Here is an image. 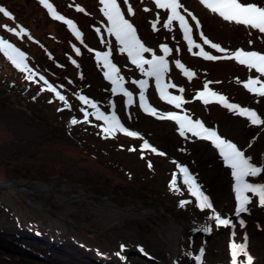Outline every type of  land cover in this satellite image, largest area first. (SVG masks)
Wrapping results in <instances>:
<instances>
[{"label":"rangeland","instance_id":"374dc122","mask_svg":"<svg viewBox=\"0 0 264 264\" xmlns=\"http://www.w3.org/2000/svg\"><path fill=\"white\" fill-rule=\"evenodd\" d=\"M244 2L264 5V0ZM48 3L58 14L73 21L82 33L83 43L75 38L65 23L53 19L39 0H0V7L12 15V18H8L0 13V38L24 51L27 63L36 73V82H29L25 74L0 54V122L12 134L7 137L10 141L0 147V170L4 178H36L53 181L55 187L63 182L70 183L75 187L71 190L66 188L64 194L76 195V187H80L84 192L93 193L86 199L94 203L91 204L93 208L87 211L84 208L87 203L82 197H76L70 203L60 201L53 192L38 190V184L34 185L35 191H29L28 198H23L12 187L0 186V231L16 237L15 242L8 236L7 240H0V264H86L85 258L92 257L99 258L94 261L95 264H197L195 257L200 255L201 249L203 264H232L230 245L234 236H249L247 231L251 228L255 227L257 232H261L264 227L258 220L263 219L264 213L258 197L252 198L247 212L235 215L236 200L230 170L208 144L197 142L194 138L184 139L179 136L173 122L158 120L140 110L139 89L131 81L144 77L131 65L126 54H120L115 47L112 61L125 78V87L133 92L134 103L125 109L126 98L122 94L111 93V84L103 77L102 68L97 66L95 58L96 51L108 50L101 43L102 37L114 43V37H108L105 30L106 19L99 11L101 6L98 0H48ZM118 3L146 46L157 50L158 54H162L159 52L161 44H167L173 50L169 57V78L185 89L183 97L191 101L183 108L208 127L218 129L231 139L246 156L252 157L253 162L264 165V125L253 126L246 118L233 114L221 105L214 103L205 106L195 99L204 81H212L214 83L210 87L225 95L229 102L254 109L264 118V97H256L243 87L242 82L250 75L248 70L233 60L207 61L188 53L178 26L171 33L163 29L162 22L166 18L164 10L155 9L152 0H128L133 9L132 15L127 14L128 4L124 0H118ZM145 7L150 11L145 12ZM77 8L84 11H77ZM157 12L162 14L161 23L157 25L159 30L153 31L150 21L155 19ZM200 21V31L213 42L223 44L226 49L249 47V38L238 31L231 30L225 37H218L207 16H202ZM21 27L25 32L21 36L15 35ZM96 28L101 29L100 34H97ZM8 29L14 31L9 32ZM256 36L260 38V43L255 45L253 41L252 44L264 53V40L259 34ZM76 48L80 49L79 54ZM176 48L180 49L179 53H176ZM204 48L211 54L219 55L208 46ZM174 59H180L196 73L192 81L175 68L172 63ZM40 75L66 97L70 109L57 100L54 93L40 91L42 87H47L39 81ZM237 79L241 83H237ZM217 81L219 83H215ZM171 90L181 94L178 89ZM79 95H86L106 113L111 111L110 102L114 103L125 127L138 132L143 139L127 137L123 133L105 139L101 127H97L103 122L96 121L93 116H89L90 122L72 125L70 120L73 117L78 121L83 120L81 108L93 111L78 99ZM146 98L159 111H180L159 99L154 81L149 83ZM50 100L53 102L49 103ZM4 136H0V139L5 140ZM47 139L58 142L69 153L77 148L95 158L103 169L91 168L95 160L85 162V166L79 165L81 162H73L84 159L78 158L76 152L70 163L62 164L57 162V151H42L24 144V141L39 143ZM143 140L166 153V156L144 150V158L141 159L140 145ZM129 148L136 150L129 151ZM173 160L190 167L215 209L221 215L225 214L233 226L216 227L208 219L210 211H201L195 206L194 198L183 186L179 175L177 185L182 194L169 190L173 174L178 173ZM149 161L153 165L151 169L148 167ZM250 180L264 183V174ZM60 189L57 187L53 191L58 193ZM103 195L111 196L103 198ZM126 196H130L134 202ZM181 200L192 203L180 207ZM137 202L148 207L157 206V209L139 208V215L124 217V213L109 206L113 203L127 207ZM99 204L106 206L97 208ZM159 205L164 211L172 212L174 219H178L182 226L176 253L169 235L173 220ZM64 206L68 207L64 210ZM206 226H211V232L200 230ZM28 243L44 254L40 253V258L33 256L36 249L25 250L23 247ZM74 256L83 259L74 263L71 261Z\"/></svg>","mask_w":264,"mask_h":264},{"label":"snow or ice","instance_id":"6c2138e0","mask_svg":"<svg viewBox=\"0 0 264 264\" xmlns=\"http://www.w3.org/2000/svg\"><path fill=\"white\" fill-rule=\"evenodd\" d=\"M152 2L155 9L164 10L163 14L166 18L162 22L163 29L171 33L174 27L178 26L177 30L182 34L183 41L186 42L188 53L207 61L233 60L239 65L244 66L250 75L246 81L242 82L243 87L256 97H264V79H262L264 77V53L258 50H229L222 47L219 43L213 42L200 31L201 21L181 0H152ZM39 3L47 9L53 19L65 23L72 30L75 38L83 43L81 39L82 33L77 29L72 20L65 19L64 16L58 14L53 5L48 3V0H39ZM98 3L101 6L99 11L103 18L106 19L105 30L108 37H114V43L111 39L105 40L102 37L101 43H104L108 50L95 52L97 66L102 68L103 77L111 84V93L113 95L122 94L126 98L124 101L125 109L134 103L133 92L125 87V78L121 75L118 66L112 61L113 47H115L120 54H126L131 65H134L141 76L144 77L143 79L131 81L139 89L140 110L158 120L173 122L177 126L180 137L184 139L195 137L198 140L208 142L216 150L223 165L230 170V175L233 179L232 187L236 200L235 215L239 216L241 213L247 212L248 205L252 202L253 197H258L259 204L264 207V183L252 182L250 180V178H256L264 174V165L253 162L252 157L246 156L244 151L236 143L222 137L215 128L206 126L202 120L193 119L191 114L183 108L184 104L191 103V101L184 99L183 93L185 89L178 87L169 78L171 70L169 57L173 50L167 44H161L159 45V52L162 54H158L157 50L146 46L138 36L137 29L125 18V12L122 11L121 4L118 3V0H98ZM124 3L128 4V0H124ZM198 3L208 13L227 24L242 26L249 34L253 30L258 34H264V5L255 2H244V0H198ZM143 10L145 12L150 11L147 7ZM77 11L83 12L84 9L77 8ZM0 13H3L5 17L12 18L11 13L4 7H0ZM127 14H133V9L130 4L127 7ZM161 18L162 14L157 12L155 19L150 21L153 31L159 30L157 25L161 23ZM189 18L195 22L194 25L190 23ZM194 29L199 32V39L202 41V44L194 39ZM8 31L13 32L14 30L8 29ZM95 31L97 34H100L101 29L96 28ZM24 32L25 30L21 27L19 32H15V35L21 36ZM252 43L253 41L249 40V44L251 45ZM204 46L215 50L219 55L211 54L205 50ZM194 49H198V51H194ZM75 51L77 54L80 53L79 48H76ZM89 51L92 50L89 49ZM175 51L179 53L180 49L176 48ZM0 54H3L15 69L25 74L26 80L36 82L34 79L36 73L27 63L28 58L26 53L19 47H16L6 39L0 38ZM72 63L75 64L76 62L72 61ZM172 63H174L175 68L189 81H192L196 76V73L186 67L180 59H174ZM39 81H42L47 86L46 88L42 87L40 89L41 92L47 91L54 93L55 98L63 102L65 107H69L70 109L66 97L57 91L56 87L50 84L43 75L39 76ZM150 81H154L155 91L158 93L159 99L180 111H159L155 107H152L146 98ZM212 83L214 82L204 81L202 90L196 93L195 99L201 101L205 106L213 103L221 105L233 114L246 118L253 126L264 125V118L256 110L229 102V99L225 95L210 87ZM215 83L219 82L217 81ZM237 83H241L239 79H237ZM170 89H178L181 94H173L169 91ZM78 99L88 105L93 111L88 112L84 108H81L80 111L83 112V120L78 121L73 117L70 120L72 125L90 122L89 116H93L96 121L103 122L102 125H97V127H101L103 138L105 139L115 138L116 133H123L127 137L143 139L138 132L125 127L121 122V118L117 115L114 103L110 102L109 107L111 111L106 113L98 107L96 102L89 99L86 95H79ZM52 102V100L49 101V103ZM57 110L62 111L63 109ZM128 150L135 151L136 149L129 148ZM140 150L141 159L144 158V150H149L158 156H166V153L159 151L147 140H143V143L140 145ZM172 163L177 167L178 173L173 174V178L168 185L169 190L182 194L177 185V175H179L182 178L183 186L186 187L187 192L194 198L195 206L201 211H210L211 215L208 219L214 221L216 227L233 226L230 219L224 218L215 209L209 195L203 191V186L198 182L197 176L186 165H182L175 160ZM148 167L149 169L153 167L151 161L148 162ZM190 203H192L190 200H181L180 207H185ZM240 223L243 226V220ZM200 230L211 232L212 228L211 226H206ZM230 247L232 264H238V256L240 254L247 255L245 251L246 246L233 242ZM121 248L123 250V245ZM202 257L203 249L200 250V255L195 257L197 264H203ZM121 258L123 259V257ZM247 264H252L251 256H248Z\"/></svg>","mask_w":264,"mask_h":264},{"label":"bare ground","instance_id":"6f19581e","mask_svg":"<svg viewBox=\"0 0 264 264\" xmlns=\"http://www.w3.org/2000/svg\"><path fill=\"white\" fill-rule=\"evenodd\" d=\"M182 3L190 10L192 11L199 20H201L202 16H207L208 19L210 20L213 28H214V34L218 37H225L227 32H231V30H236L238 31L243 37L245 38H249V40H252L255 42V45H257V43H260V38H258L256 36L255 30L252 31L251 34H249V32L247 30H245L242 26H235V25H231V24H227L223 21H221L219 18L211 15L210 13L207 12V10L203 9V7L201 5H199L198 0H181ZM182 11V10H181ZM190 20V18H189ZM190 23L192 25L195 24L194 21L190 20ZM264 40V34H259ZM194 39H196L199 43L202 44L201 40L199 39V33L198 31H196L194 29ZM248 40V41H249ZM219 41V40H218ZM222 47L223 44H220ZM249 47H245L242 46L241 48H237L235 47L232 50H236V49H245V50H258L257 48L254 47L253 44H248ZM226 48V47H225ZM231 50V48H229ZM259 51V50H258ZM214 104V103H213ZM219 106V105H218ZM194 139H196L195 137H193ZM198 142H202V143H206L205 141H201L196 139ZM44 186V185H43ZM46 188V186H44ZM58 188H65L66 185L61 184L57 186ZM83 199H85L84 197H82ZM91 208H93V205H90ZM65 207L68 206H64V210ZM98 208V206H96ZM137 211V210H135ZM140 212V211H137ZM224 218H227L226 215H222ZM178 220V219H177ZM177 220H173L172 223L170 224V230H169V235L170 238L172 240L173 245L175 244V240H179V231L176 233V229L179 230L181 224L180 222H178ZM259 223L261 225L264 226V213H263V219L258 218ZM182 229V227H181ZM249 233V236L246 235H241V236H234L233 238V242L237 243V244H243L245 245V251L247 252V255L244 254H240L238 256V264H247V258L248 256H251L252 258V264H264V227L262 228L261 232H257L256 228L253 227L250 230L247 231ZM255 244H258V246H256ZM175 247V245H174ZM179 249V248H178Z\"/></svg>","mask_w":264,"mask_h":264},{"label":"water","instance_id":"95a60500","mask_svg":"<svg viewBox=\"0 0 264 264\" xmlns=\"http://www.w3.org/2000/svg\"><path fill=\"white\" fill-rule=\"evenodd\" d=\"M35 184H38L39 187H36L38 188V190H49L50 192H53L57 198L60 200V201H67L68 203H70L71 201H73L74 199H76V197H84L85 199H83L87 205L86 207H84L87 211L92 209L91 208V204L94 203L93 200H87L86 197L88 195H93L92 192H84L82 191V189L80 187H76L78 189V194H64L63 191L68 188V190H71L72 187H75L74 185L70 184V183H66V182H63L62 184L66 185V187L64 188H61L60 191L61 192H54L53 190L56 189L57 187L54 186V183L53 181H43V180H40V179H34V178H3V179H0V186H5V187H12L14 189H16L19 194L23 197V198H28L27 195L29 194V191L32 190H36L35 188ZM46 186V188L44 186ZM34 188V189H33ZM111 195H103V198L104 197H110ZM127 198L131 201V202H134V200L130 197V196H127ZM105 207L106 205L105 204H99L98 207ZM109 206L113 207L114 209H116V211H121L122 213H124V217H127V216H132V215H136V214H140V212H137L135 210L137 209H146V210H149V209H157V206L156 207H148V206H144L143 204L137 202L135 203L133 206H127V207H119V206H116L115 204L113 203H110ZM160 209L170 217V219L174 220V216L172 214V212H169V211H164V209L162 208V205H159ZM53 213H56L55 211H53ZM71 221V220H70ZM72 223H75L74 221H72ZM76 224V223H75ZM181 227L179 228V230L176 229V233L179 231V238H180V230H181ZM180 240V239H179ZM179 240H175V253L179 250ZM171 263V262H170Z\"/></svg>","mask_w":264,"mask_h":264},{"label":"trees","instance_id":"16d2710c","mask_svg":"<svg viewBox=\"0 0 264 264\" xmlns=\"http://www.w3.org/2000/svg\"><path fill=\"white\" fill-rule=\"evenodd\" d=\"M0 136H4V138H5V140H1L0 139V147L3 146L5 143H8L10 141V139H7V137H11L12 136V134L1 124V122H0ZM24 144L25 145L29 144L33 148L40 149L42 151H57V155L59 156V159H57V162L62 163V164L64 162L67 163V164L70 163L73 160V159H71V157H73V153L76 152V154H78V158L84 157V159H81L80 161L73 160V162H78V163L81 162V163H79V165H84L85 162H87V161L95 160L96 163H95L94 167H91V168H94L96 170L103 169V166L100 165V163H98L95 158L89 156L88 154L82 153L77 148H74L73 151L71 153H69L65 149H62V145L61 144H59L58 142H55V141H53L51 139H47V140L41 141L39 143L24 141ZM2 177H4V173L0 170V178H2ZM7 236L10 238V240L13 238V242L16 241V237H14L13 235H7L6 233H3V232L0 231V240H7L6 239ZM28 244L29 245H25L23 247L25 248V250L26 249L27 250H35L36 249V251H34L35 254L33 253V256L38 257V256H40V253L44 254L43 251L40 252V251H38L39 249H37L36 247L31 245L30 243H28ZM3 246H5V245H3ZM39 246L42 247V244H39ZM38 258H40V257H38ZM81 259H83V257ZM81 259L75 258V256H74V257H72L71 261L74 262V263H78L79 262L78 260H81ZM85 259H86V261H85L86 264H95L94 261L98 260L99 258L92 257V258H85Z\"/></svg>","mask_w":264,"mask_h":264},{"label":"flooded vegetation","instance_id":"af4514ba","mask_svg":"<svg viewBox=\"0 0 264 264\" xmlns=\"http://www.w3.org/2000/svg\"><path fill=\"white\" fill-rule=\"evenodd\" d=\"M196 140V139H195ZM197 141V140H196ZM198 142V141H197ZM202 143V142H201ZM209 146V145H208ZM212 148V147H211ZM213 149V148H212ZM215 152H216V150H214ZM216 154L218 155V153L216 152ZM218 157H219V155H218ZM195 175V174H194Z\"/></svg>","mask_w":264,"mask_h":264}]
</instances>
